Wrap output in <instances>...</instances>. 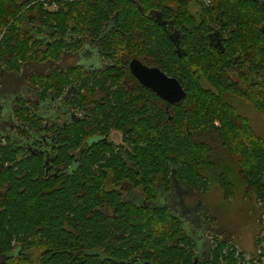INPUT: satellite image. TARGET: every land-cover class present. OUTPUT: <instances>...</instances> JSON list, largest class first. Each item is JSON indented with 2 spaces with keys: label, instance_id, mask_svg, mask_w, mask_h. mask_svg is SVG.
Returning a JSON list of instances; mask_svg holds the SVG:
<instances>
[{
  "label": "trees",
  "instance_id": "trees-1",
  "mask_svg": "<svg viewBox=\"0 0 264 264\" xmlns=\"http://www.w3.org/2000/svg\"><path fill=\"white\" fill-rule=\"evenodd\" d=\"M55 1L47 10L45 0H0V76L60 66L83 39L101 41L112 66L33 72L34 100L14 99L19 138L57 134L59 171L46 175L43 157L0 132V264H237L215 239L197 259L181 219L155 202L160 186L204 195L212 183L229 200L239 179L264 204V143L233 103L264 115V0ZM153 14L180 29L181 57ZM214 28L224 52L209 46ZM117 52L155 65L186 98L167 108L146 88L129 89ZM70 86L76 94L64 99ZM52 101L87 117L46 126L37 104ZM112 131L122 145L108 140Z\"/></svg>",
  "mask_w": 264,
  "mask_h": 264
},
{
  "label": "rangeland",
  "instance_id": "rangeland-1",
  "mask_svg": "<svg viewBox=\"0 0 264 264\" xmlns=\"http://www.w3.org/2000/svg\"><path fill=\"white\" fill-rule=\"evenodd\" d=\"M55 3L57 6V2ZM51 8L55 9L52 6ZM192 11L195 13V10ZM94 59V66L98 67L99 60L95 57ZM79 62L84 64L80 59ZM36 64H25L20 73L10 77V84L2 77L4 82H1L0 87V115L4 117L2 120L6 119L7 122L0 125V130L4 135H17L16 126L13 124L16 118L9 119L7 116L12 112V97L6 102L5 93L22 94L32 100L29 88L32 80L28 79L29 75L33 72H45L48 67V64L42 66ZM87 66L93 65H88L86 62L82 67L87 69ZM202 84L211 87L204 79ZM233 103L236 111L247 119L254 133L264 142V115L242 101L237 100ZM55 107H52L51 111H54ZM108 140L116 144L115 146L122 145V137L119 133L109 136ZM219 187L212 183L208 192L201 195L188 189L172 188L168 192L160 186L158 187L160 198L156 200L155 205L166 206L181 219L184 225L183 233L195 240L198 259H202L208 246L215 239L217 242H226V245L233 248L237 264H264V204L253 194H246V184L239 182V179L236 182L235 193L229 200L224 199ZM138 196L136 194L133 198L136 200ZM231 249L229 248V251Z\"/></svg>",
  "mask_w": 264,
  "mask_h": 264
},
{
  "label": "flooded vegetation",
  "instance_id": "flooded-vegetation-1",
  "mask_svg": "<svg viewBox=\"0 0 264 264\" xmlns=\"http://www.w3.org/2000/svg\"><path fill=\"white\" fill-rule=\"evenodd\" d=\"M55 2H56L55 0H45L44 6L45 7H50V8H47V10H55L56 9V6H55L56 3ZM51 6L55 7V9L51 8ZM150 15H151V12H150ZM152 16L155 17V19H153V22L156 23V25L161 30H163V32L166 34V36L170 40V42L172 43V40L177 41L178 46H176L174 43H172L174 45V51L176 52L177 49L179 48V41L178 40L181 37L180 29L176 28L174 21H172L170 19H163L161 17V15H160L161 19H160V17H158V15H154L153 14ZM103 30H104V32H106L105 34L111 33L112 32L111 24H109V23L104 24ZM219 42L221 43V34L219 32V29L214 28V29H212L210 31V34H209V46L211 48H214L216 50H220L221 51V48L220 49L217 48L218 45H219ZM101 47H102V42L101 41L94 42L91 39H83L82 42H81V49L79 51L75 52V53L74 52H69L68 54H66V57L64 58V62L60 66H59V63L58 64L57 63L56 64L49 63L45 72L42 71V72H38V73L39 74H42V73L46 74L50 69H52L54 67L65 68V67H68V66H70V67L80 66L81 68H83L82 66H84V64L86 62H88V65L89 64L93 65L91 67L87 66V69L83 68L86 71H101V70H104V68L106 66H108V65L112 66V64L109 63L108 60L103 59L102 56L100 55ZM223 52H224V49H223ZM89 55H91V56H89ZM114 56H119L121 58V60L126 64V68L128 70L129 75H128V78H126L124 80V83L129 89L134 90V91L136 89L135 88L136 86H140V87H143V86H141L139 84V82L135 79V77L133 75H131L130 70H129L130 62L132 60H138L144 66L156 67L155 65H152V63H148L147 61H145L143 58H138V57H135L134 55L129 57L128 55H125L124 52H117V53H115ZM94 57L96 58V60H99V66L98 67L94 66V62H95ZM79 59L82 60V62H84V64H80L81 62H79ZM36 65L42 66V65H39V64H36ZM160 71L162 72V70H160ZM164 74L167 75L166 73H164ZM14 75H17V74H5V73L1 74V76H0V87L2 86V83L4 82V79L8 82V84H10V80H11L10 77H12ZM29 88H30V92H31V98H32V100H34V91H33L34 89H33V87L30 84H29ZM146 89L150 93H154L151 89H149V88H146ZM83 91L87 92L86 93L87 94L86 97L88 99H90V100H99V99H97V98H95L93 96V93H91L89 91V88L88 89L86 88ZM75 94H76V89L73 86H70L66 90L64 99L68 98L69 96L73 97V95H75ZM5 96H6V98H4V100L6 99L5 100L6 102H7V100L9 101V97H12V102L17 97H21L22 99L27 100V101L31 100V99H27L26 98L27 96H24L22 94H20V95L11 94L10 95V94L5 93ZM156 97L159 98L157 95H156ZM6 102L3 104L4 107L6 106ZM162 102L165 103L164 101H162ZM178 104H180V103H178ZM178 104H175V105H178ZM55 105H56V107H55ZM165 105H167V108L169 106H175V105H168L167 103H165ZM14 107L15 106H14V102H13V105L11 106L12 112H10V114L7 115L9 117V119L10 118L14 119V113H13L14 112L13 111ZM37 107H38V113L44 119V123L46 124V126L51 124V123L58 124V125L62 124L64 126L65 124H67L69 122L79 121L80 119H82V118L86 119V117H87L86 113L85 114L84 113L83 114L75 113V112L71 111L70 109H67L63 105L62 102H53L52 101V102H46L44 104H42V103L39 104L38 103ZM52 107H55L54 111H51ZM2 111H4V110H2ZM3 118L4 117L0 115V121H1L0 125H3L5 122H7L6 119L2 120ZM16 121L14 119V123L13 124L15 126H17V124H18V121L17 122ZM2 128H4V127H2ZM9 131H11V130H9ZM0 132H2V131L0 130ZM114 133H118V132L112 131V132H110L109 136H112ZM16 134H17V131H16ZM9 136H10V134H9ZM10 138L13 140V142L15 144H17V146L20 143L21 144L20 146L24 147L26 152H28V153L32 152V154H37V155L43 157L44 165L46 166V168H45V174L46 175H53L54 177L57 176L58 171H59L58 170L59 167L53 162L54 161V157L57 155V148L59 147L58 143L56 141L57 134H55V132L54 133L53 132H43L42 134L32 133V134H29L28 140L21 139V138L18 137V135L10 136ZM92 141H95V138H93ZM262 141H263V139H262ZM88 143H90V142H88ZM114 145H116V144H114ZM66 170L67 169H65L63 171L65 172ZM72 171H73V169H70V172H72ZM173 186H175V184H173ZM124 188H126V187H124ZM178 189H180V188H178ZM163 190H164V187H163ZM159 193L160 192L157 193V197H158L157 199L158 200L160 198L159 197ZM124 194H125V196L127 198L128 196H127V192L126 191H125ZM175 216L177 218H179L177 215H175ZM183 229H184V225H183ZM193 241L195 243L194 239H193ZM195 245H196V243H195ZM196 248H197V245H196ZM197 251H198V249H197ZM198 258L199 257H198V254H197V259ZM133 264H142V263L139 262V261H135Z\"/></svg>",
  "mask_w": 264,
  "mask_h": 264
},
{
  "label": "water",
  "instance_id": "water-1",
  "mask_svg": "<svg viewBox=\"0 0 264 264\" xmlns=\"http://www.w3.org/2000/svg\"><path fill=\"white\" fill-rule=\"evenodd\" d=\"M264 33V25L262 27ZM176 42V43H175ZM176 46L177 41L172 40ZM219 42L218 49L223 48ZM177 55L181 57L180 49L176 51ZM131 75L145 88L151 89L162 101L168 105H175L182 102L186 98V93L179 82L165 75L157 67H147L142 65L138 60H132L129 64Z\"/></svg>",
  "mask_w": 264,
  "mask_h": 264
},
{
  "label": "crops",
  "instance_id": "crops-1",
  "mask_svg": "<svg viewBox=\"0 0 264 264\" xmlns=\"http://www.w3.org/2000/svg\"><path fill=\"white\" fill-rule=\"evenodd\" d=\"M13 134V133H12ZM12 136H16L15 134L14 135H12Z\"/></svg>",
  "mask_w": 264,
  "mask_h": 264
},
{
  "label": "bare ground",
  "instance_id": "bare-ground-1",
  "mask_svg": "<svg viewBox=\"0 0 264 264\" xmlns=\"http://www.w3.org/2000/svg\"><path fill=\"white\" fill-rule=\"evenodd\" d=\"M181 103V102H180Z\"/></svg>",
  "mask_w": 264,
  "mask_h": 264
}]
</instances>
